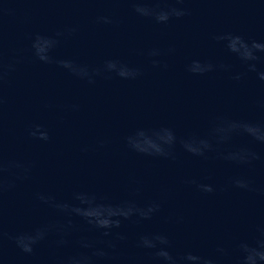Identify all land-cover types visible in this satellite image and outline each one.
<instances>
[{
  "label": "clouds",
  "instance_id": "1",
  "mask_svg": "<svg viewBox=\"0 0 264 264\" xmlns=\"http://www.w3.org/2000/svg\"><path fill=\"white\" fill-rule=\"evenodd\" d=\"M138 13L143 15L152 14V10L137 7L135 9ZM171 14L177 17L184 15L185 13L178 9H172ZM158 22H166L169 19V12L161 11L155 16ZM105 22H107L106 18ZM217 40H226V47L229 52L234 53L238 58L248 65L250 71H256L254 63L259 57L257 52L264 53V43L257 42L256 40H245L240 35L225 34L216 37ZM55 41L45 39L37 36L33 47L36 50V54L40 60L44 62H50V57L47 55L48 50L53 46ZM153 55L156 53L153 52ZM64 67H71L68 62H60ZM193 66H196L198 71L194 74H204L206 72H212L217 67L221 69H227V65L220 64L215 65L211 62H201L194 60L188 66V70L193 73ZM117 64L113 61L107 62V68L112 70L116 69ZM11 68V66H9ZM118 74L121 77H135L139 73L135 70H129L126 67H122ZM3 78V72L0 71V80ZM259 78L264 80V73L259 74ZM235 80H240L241 76L237 74L234 77ZM41 126H35V130L30 134L40 140H49L47 131H41ZM164 134L159 136V139L168 146L167 149L160 144L154 142L151 138L145 136L144 132L138 133L143 140H134L129 137V145L136 151L150 156H172V147L176 143V137L169 129H164ZM235 131H242L250 135L253 139L264 142V135L261 134V126L253 125L247 122L236 121H224L218 125L214 130V134L218 140L223 141L229 138V134ZM184 148L196 156H205L207 151L212 150V143L207 139L201 140H182ZM199 145V146H196ZM227 160L235 161L238 163H250L252 160L259 159V156L247 150H240L239 152L229 153L224 157ZM17 169V179H27L30 173V167L18 162V161H4L0 156V201H2L5 191L14 187V184L5 179V173ZM195 183V181H193ZM232 183L235 187L240 189H250L249 182L242 178H234ZM197 188L204 193H212L214 191L210 184H197ZM37 198L44 204L48 205L55 211L71 216L76 215L84 219L93 229L101 233L102 236L108 237L113 234V230L120 229L123 222H140L143 220H150L153 216L160 212L161 205L158 202H150L145 206H140L134 201L125 200L118 204H109L107 206L98 205L96 196L89 195L84 192H77L74 194V199L79 201L78 206L71 205L67 202H58L55 198L38 194ZM71 221H69V224ZM56 233L59 235V239L55 241L58 247H67L70 244L67 238L69 233L63 226L55 224H45L38 226L33 231L24 232L13 237L16 246L24 253L32 254L34 247L46 240L47 237ZM118 240H125L126 237L117 232ZM108 247L115 248L116 245L111 241L107 242ZM138 248L151 251L153 259L156 264H215V262L204 256L194 254L192 251H187L182 255L175 256L169 248L171 247V241L169 237L162 233L152 234H140L136 241ZM240 256L238 264H264V239L257 240L255 244L240 243L238 245ZM223 251V249H219ZM115 259L114 256H110L109 253L96 249L95 242L88 241L82 238L79 241V247L67 254H61L55 256V264H109L111 260Z\"/></svg>",
  "mask_w": 264,
  "mask_h": 264
}]
</instances>
